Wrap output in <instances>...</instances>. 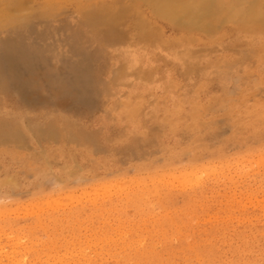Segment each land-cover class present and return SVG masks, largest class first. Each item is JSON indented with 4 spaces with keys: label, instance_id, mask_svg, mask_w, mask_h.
<instances>
[{
    "label": "rangeland",
    "instance_id": "rangeland-1",
    "mask_svg": "<svg viewBox=\"0 0 264 264\" xmlns=\"http://www.w3.org/2000/svg\"><path fill=\"white\" fill-rule=\"evenodd\" d=\"M188 2L0 4V264H264V19Z\"/></svg>",
    "mask_w": 264,
    "mask_h": 264
},
{
    "label": "bare ground",
    "instance_id": "bare-ground-1",
    "mask_svg": "<svg viewBox=\"0 0 264 264\" xmlns=\"http://www.w3.org/2000/svg\"><path fill=\"white\" fill-rule=\"evenodd\" d=\"M9 0H0V4L2 5H6L8 3ZM150 1V0H149ZM183 1V0H181ZM26 2V3H25ZM23 1V3H25V5H27V1ZM178 2V1H177ZM190 2H192V4H188L181 7L180 5H177V7L173 6L172 4H163L165 5V7H160L158 5H156V7L158 8L157 11L161 12V14L167 16L172 22L175 21H179V19H182V20H187L188 22H190L191 24L195 23L199 26H201V28H210L211 27V23H209V25L207 24V18H208V14H214L212 17H215L217 15L220 16V14H228V17L229 18H237V20H239V22H243L244 24H248V21H247V18H246V14H255L254 16H256L258 19H264V2H262V0H190ZM262 2V4H261ZM31 3V2H29ZM151 3V2H150ZM171 3V2H170ZM124 4V3H123ZM24 5V4H23ZM126 5V4H125ZM161 5V4H160ZM1 6V5H0ZM127 6V5H126ZM149 6V4H148ZM150 7V6H149ZM126 8V7H125ZM155 8V7H154ZM10 10L12 8H9ZM122 9H124L122 7ZM127 9V8H126ZM150 9V8H149ZM14 10H17L16 8ZM151 10V9H150ZM29 11V10H28ZM31 11V10H30ZM29 11V12H30ZM34 11V10H33ZM38 11V10H37ZM152 11V10H151ZM154 11V10H153ZM156 11V10H155ZM156 11V13H157ZM27 12V11H25ZM126 12V11H125ZM158 12V13H159ZM0 13L2 14L3 11L2 9H0ZM33 13V12H32ZM157 13V14H158ZM0 14V15H1ZM5 14V13H3ZM25 14V13H24ZM26 15V14H25ZM159 15V14H158ZM2 16V15H1ZM152 16V15H151ZM20 17V16H19ZM123 17V16H122ZM164 17V16H163ZM211 17V16H210ZM209 17V18H210ZM15 18V17H14ZM145 18V17H144ZM18 19V18H17ZM166 19V17H165ZM226 20V19H225ZM167 21V20H166ZM226 22V21H225ZM172 25V23H171ZM208 25V26H207ZM261 25V24H259ZM258 25V26H259ZM227 26V25H226ZM232 26V25H231ZM185 28V27H184ZM183 28V29H184ZM213 28V27H212ZM193 29V28H192ZM181 30V29H180ZM189 30V29H188ZM196 30V28H195ZM218 30V29H217ZM248 30V29H247ZM183 31V30H182ZM199 31V30H198ZM206 31H204L205 33ZM208 32V31H207ZM211 32V31H210ZM212 33V32H211ZM193 34V33H192ZM173 36V35H172ZM135 37V36H134ZM185 37V36H184ZM183 37V38H184ZM186 38V37H185ZM166 43V41H165ZM172 43H173V40H172ZM174 44V43H173ZM167 45V44H166ZM175 45V44H174ZM173 45V46H174ZM196 45V43H195ZM172 46V45H171ZM169 47V46H168ZM176 47V46H175ZM186 48V47H184ZM183 48V49H184ZM182 51V50H181ZM211 57V56H210ZM122 61L124 62V67L127 71H131V70H134L136 67H137V64L140 65V55L138 52H127V53H124V55L122 56ZM149 67V66H147ZM165 71V70H163ZM112 77V76H111ZM123 79V78H122ZM114 83V82H113ZM161 83H164L163 81H161ZM152 85V84H150ZM137 86V84H133L131 89H135ZM178 86V85H177ZM128 101V100H127ZM142 101V100H141ZM144 103V102H143ZM117 107V106H116ZM132 107V106H130ZM124 108V107H123ZM115 110V109H114ZM129 110V109H128ZM173 110V109H172ZM111 111V110H110ZM109 111V112H110ZM119 111V110H118ZM132 111V110H130ZM170 111V110H169ZM112 112V111H111ZM174 112V111H173ZM134 112L132 111V113H128L129 115L133 116ZM114 114V113H113ZM117 114V113H116ZM120 114V113H119ZM118 114V115H119ZM126 114V113H125ZM55 116V115H54ZM49 119V118H47ZM134 119H137V118H134ZM55 120V119H54ZM118 120V119H117ZM48 122V121H47ZM25 123V122H24ZM125 123V122H124ZM139 123L140 121H138V126H139ZM46 124V123H45ZM58 124V123H57ZM62 124H63V121H62ZM61 124V125H62ZM121 124V123H120ZM129 124V123H128ZM176 124V123H175ZM149 127V125H148ZM7 128V127H6ZM0 129H1V126H0ZM150 130V128H148ZM151 131V130H150ZM141 134V133H140ZM89 135V134H87ZM143 135V134H142ZM134 138V137H133ZM141 138V137H139ZM144 139V138H143ZM132 140V139H131ZM139 140V139H138ZM136 141V140H135ZM146 141V140H145ZM149 141V140H147ZM130 143V142H129ZM132 143V142H131ZM141 143V142H139ZM149 143V142H148ZM133 144V143H132ZM143 144V143H142ZM76 165V164H75ZM186 175V174H185ZM189 178L191 176H188ZM187 177V178H188ZM57 180V179H56ZM188 180V179H187ZM197 180V179H196ZM195 180V182L197 183V181ZM131 181V180H130ZM184 181H182L183 183ZM186 182V180H185ZM191 183H194V181H190ZM8 183V182H7ZM120 183V182H119ZM117 183V186L118 184ZM137 183V182H136ZM189 183V181H188ZM189 183V184H191ZM195 183V184H196ZM81 184V183H80ZM127 184V183H125ZM106 185V184H105ZM112 185V184H111ZM120 185V184H119ZM122 185V184H121ZM128 185V184H127ZM185 184H183L184 186ZM102 187L104 185H101ZM64 187V186H63ZM67 187V186H66ZM110 187V186H109ZM116 187V186H115ZM125 186L123 185V188ZM104 188V187H103ZM119 190L121 189L120 187H118ZM95 189V188H94ZM92 189V191L94 190ZM106 189V188H105ZM105 189H102L101 190H105ZM108 189V188H107ZM152 189V188H151ZM99 190V189H98ZM122 190V189H121ZM120 190V192H121ZM96 191V190H95ZM98 192V191H96ZM99 192H101L99 190ZM82 193V192H80ZM90 194V193H89ZM97 194V193H96ZM105 194V193H104ZM65 195V194H64ZM82 195V194H81ZM32 196V195H31ZM35 196V195H34ZM68 196V195H67ZM71 196V194H70ZM76 196V195H75ZM83 196V195H82ZM58 197V196H57ZM84 197V196H83ZM51 198V197H50ZM61 198V197H60ZM65 198V197H64ZM69 198V196H68ZM74 198V197H72ZM76 198V197H75ZM75 198L73 200H75ZM79 198V196H78ZM92 198V197H91ZM90 198V199H91ZM48 199V198H46ZM71 200V198H69ZM61 200V199H60ZM80 200V199H79ZM48 201V200H47ZM37 202V201H36ZM40 202V201H39ZM66 202V201H65ZM28 203V202H27ZM38 203V202H37ZM41 203V202H40ZM30 204V203H29ZM34 204V202H33ZM42 204V203H41ZM50 204H53L52 202ZM60 204V203H59ZM64 204V203H63ZM39 206V204H37ZM55 205V204H54ZM15 207V206H14ZM18 208V207H16ZM34 208H35V205H34ZM49 208H52L51 206H49ZM5 209V208H4ZM9 209V208H8ZM1 210V209H0ZM16 210V209H15ZM6 211V210H5ZM33 211V210H32ZM8 212V211H7ZM34 212V211H33ZM32 213V212H31ZM5 224V223H4ZM12 228V227H11ZM20 239V238H19ZM18 239V240H19ZM111 241V240H110ZM106 242V241H105ZM43 248V247H42ZM136 249V248H135ZM15 252V251H13ZM69 252V251H68ZM21 253V252H19ZM70 257V256H69ZM89 258V257H88ZM58 260V259H56ZM19 262V261H18ZM54 263V262H53ZM87 263V261H86ZM68 264V263H66Z\"/></svg>",
    "mask_w": 264,
    "mask_h": 264
}]
</instances>
